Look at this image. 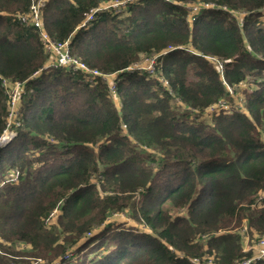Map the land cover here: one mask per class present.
<instances>
[{
	"label": "trees",
	"instance_id": "obj_1",
	"mask_svg": "<svg viewBox=\"0 0 264 264\" xmlns=\"http://www.w3.org/2000/svg\"><path fill=\"white\" fill-rule=\"evenodd\" d=\"M31 4L0 0V264H264V0H46L93 76L43 69Z\"/></svg>",
	"mask_w": 264,
	"mask_h": 264
},
{
	"label": "rangeland",
	"instance_id": "obj_2",
	"mask_svg": "<svg viewBox=\"0 0 264 264\" xmlns=\"http://www.w3.org/2000/svg\"><path fill=\"white\" fill-rule=\"evenodd\" d=\"M45 1L46 0H31L32 4L38 5L40 13L44 9V6H42L41 2H45ZM113 4H111V6H112L113 9H110L109 8L110 10L119 12V11H121L124 8V6L118 7L119 5L118 4H115V2H113ZM43 5H44V3H43ZM20 21L23 22V23H25V24L31 25V26H36L35 25V21L32 20L31 18H27L25 20L20 19ZM40 31H42V30H40ZM39 37H40V42H41V45H42V49L44 51V54H46L48 56L45 64L43 65V66H45L43 68L44 70L46 68H49V69L52 68V69H54V68H57V67H64L66 70L69 69V70H73V71H80V72H83V73H86V74H90L92 76L93 75H100V74H93L92 73V71H93L92 69H89L88 68L87 70L82 71V70L78 69L79 67L77 65L69 64V63H73L75 61H77V63H81V61H80V59H78L75 56H72L71 55L70 48L66 44H64V45H57V44H55L53 42L45 43L44 37L41 35V32L39 34ZM60 54H67L68 55L69 62H67L65 64H62L61 66H57V67H53V65L50 66L51 64H54L55 62H58V61H56V59L59 58ZM145 65L149 69V67H152V61L147 62ZM43 69L41 68V69H39V71H41ZM101 76L104 79H108V81L111 82V80H110L111 74H106V75L101 74ZM3 81H4L3 84H2L3 85V88L8 93V96L10 98V101L13 102L12 100L15 99L16 96L18 95V92H19L20 87H18L19 85L18 86L17 85H12V84L9 85L8 82H7V80H3ZM109 89H110V91H112V87H109ZM114 103L118 104V102H117L116 99H115ZM16 109H17V107H16ZM13 114H14V106L11 107V115L8 117L9 118V124H11V125L14 124V118L15 117H14ZM205 115H206V122H210L211 119H212L211 115L208 114L207 112L205 113ZM193 116L194 115H192V117ZM11 131L13 132V134L10 135L9 132H11ZM6 132L9 134V137L12 138L14 136V132L15 131H13L10 126H8L7 129H5V131L3 132V134L6 133ZM8 142H6V143H8ZM124 218H127V215L119 216V219H121V220H123ZM129 223L134 224L131 220H129ZM258 239H259V236L258 235H255V236L252 237L250 235L248 236V234H247V241H246V238H245V241L246 242L244 241V243L248 247H253V246L256 245ZM25 250L26 249L20 248V251H22V252H24ZM248 251H251L252 253H254L253 249L248 250ZM248 251H246V252H248ZM8 257L5 256L4 257V261L8 260ZM14 258L18 260L16 262L17 264H31L32 263L31 261L35 259L33 257L30 258V257H27V256H22V255H15ZM9 259H11V258L9 257ZM40 259L41 260H44L41 257H38L35 260H40ZM207 259H209V258H207ZM207 259L204 258L202 260L201 264H211V262L209 260H207ZM195 262H197V260H195Z\"/></svg>",
	"mask_w": 264,
	"mask_h": 264
},
{
	"label": "built area",
	"instance_id": "obj_3",
	"mask_svg": "<svg viewBox=\"0 0 264 264\" xmlns=\"http://www.w3.org/2000/svg\"><path fill=\"white\" fill-rule=\"evenodd\" d=\"M43 3L44 2H41L42 6H43ZM115 4L119 5V4H121V2L115 1ZM102 9H104V8L102 7V8L90 9L89 12L86 14V17H85L82 25H85L87 22L92 20L94 15L96 13L100 12ZM28 18H31L32 20H34L35 21V25H36L35 27H37L38 29L41 30V27H40L41 13L39 11L38 5L31 4L30 9H29ZM24 20H25V18H24ZM41 35L44 37L45 43L53 42V43H55L57 45H64V44L67 45L66 42L65 43H57V42L53 41L52 39H50V37L45 32L41 31ZM56 61H58V62H55L54 64H51L50 66L53 65V67H57V66H61L62 64H65V63L69 62L68 55L67 54H60L59 58L56 59ZM69 64L77 65L79 67V69L82 70V71H85V70L88 69L87 65H85L82 62L81 63H77V61H75V62L69 63ZM92 73L93 74H100L97 70H93ZM15 85L18 86V84H15ZM16 98H17V96H16ZM16 98L12 100L13 101V102H11L12 106L15 105ZM14 114H15V111H14ZM10 115H11V112H10ZM9 134L11 135V134H13V132L11 131V132H9ZM246 241H247V237H246ZM245 249H246V251L253 249V251H254L253 254H255L256 257H264V237H259V239L257 240L256 245L253 246V247H248L247 245H245ZM250 262H251V260L249 259L247 261L242 262L241 264H250ZM31 264H44V263L41 262L40 260H35Z\"/></svg>",
	"mask_w": 264,
	"mask_h": 264
},
{
	"label": "bare ground",
	"instance_id": "obj_4",
	"mask_svg": "<svg viewBox=\"0 0 264 264\" xmlns=\"http://www.w3.org/2000/svg\"><path fill=\"white\" fill-rule=\"evenodd\" d=\"M193 9H195V8H193ZM10 140H11V137H9V134L6 132L0 138V145H4L6 142H8ZM255 258L257 259V258H264V257H255Z\"/></svg>",
	"mask_w": 264,
	"mask_h": 264
}]
</instances>
